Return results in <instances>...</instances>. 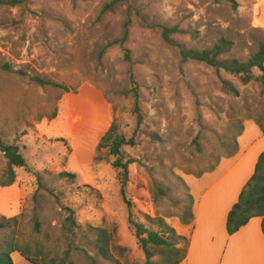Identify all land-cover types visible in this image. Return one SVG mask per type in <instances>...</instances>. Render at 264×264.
Wrapping results in <instances>:
<instances>
[{
  "label": "rangeland",
  "instance_id": "rangeland-1",
  "mask_svg": "<svg viewBox=\"0 0 264 264\" xmlns=\"http://www.w3.org/2000/svg\"><path fill=\"white\" fill-rule=\"evenodd\" d=\"M107 1L0 6V140L18 145L28 165L16 168L13 186H0V255L12 241L42 250L46 264H145L130 218L151 227L146 216L164 217L174 228L190 207L189 182L231 158L234 142L239 151L236 135L246 121L264 123V86H244L222 72L240 91L226 94L213 67L183 62L178 47L202 50L225 38L233 42L228 57L247 60L264 41V0H236V10L215 0H121L101 15ZM165 27L188 33L173 35L170 45ZM126 32L123 45L109 46ZM113 117L136 143L123 148L125 161H134L124 193L114 158L92 162ZM6 165L0 153V182ZM65 172L76 178L61 177ZM68 216L77 223L72 233ZM100 227L116 229L124 250H113L115 262L99 257L85 238ZM12 259L32 264L19 253Z\"/></svg>",
  "mask_w": 264,
  "mask_h": 264
},
{
  "label": "trees",
  "instance_id": "trees-1",
  "mask_svg": "<svg viewBox=\"0 0 264 264\" xmlns=\"http://www.w3.org/2000/svg\"><path fill=\"white\" fill-rule=\"evenodd\" d=\"M28 0H0V6H19L23 5ZM85 2L87 0H80ZM230 5L234 10L238 9L239 4L236 0H215ZM121 0L107 1L101 8L100 14L104 15L108 12L114 11ZM188 32L180 29L179 27H165L163 30V36L165 41L170 45H176L172 39L175 34H187ZM127 32L122 39L115 40L109 44L123 45L127 40ZM180 56L183 62H201L213 67L221 81V89L226 94L234 97L240 96V91L233 84L232 81L222 76V72L234 77L242 85L246 86L252 82H257L264 86V41L259 45L256 53L251 55L247 60H240L236 58H229L228 55L232 52L233 42L225 38L219 39V41L206 49H193L187 48L184 45H178ZM125 61L132 63L131 51L125 52ZM3 69L10 70L9 65L3 66ZM255 70H258L260 74H256ZM32 80L40 86H52L57 88H63L60 84L49 80H43L40 78H32ZM131 83L133 88L130 93L134 99L133 112L137 116L138 125L143 122L141 107H140V94L139 88L136 83L134 75L131 76ZM68 91V90H66ZM253 119L264 135V123L258 118ZM244 131V127H240L237 132V137L241 136ZM153 138L159 139L157 135H152ZM235 143L234 151L230 157L238 153V146ZM134 138L127 139V135L120 130V124L116 117H113V121L110 124L108 130L100 138L94 149L93 164H99L108 162L112 157V167L118 172V177L121 179L122 192L129 180V167L134 163L129 159L125 161V155L123 148L125 146H135ZM0 153H3L7 165L3 174V179L0 182L1 187L13 186L16 182V168H27V161L21 152V149L16 144H6L0 140ZM125 161V162H124ZM216 168L212 167L207 171L210 173ZM202 174H198L197 178ZM61 177H69L75 179L76 175L72 173H62ZM155 200H158L155 197ZM130 205V203L128 202ZM194 199L190 195V207H187L184 213L177 216L183 225H191L194 222ZM73 214V212H72ZM256 217L262 218V231L264 234V151L260 154L258 161L255 165L254 173L248 183L245 185L240 193L238 202L232 207L227 218V233L229 236H233L238 233L243 227ZM148 223L151 227H147L145 224L137 223L130 218L129 222L134 234L137 238L138 246L143 251L146 262L145 264H181L183 263L188 254L190 241L188 238L178 234V232L170 226L164 217L152 218L146 216ZM35 230L40 231V224L36 217ZM67 226L66 230L72 233V226H76L77 223L72 216L66 218ZM153 227H157L155 230ZM95 231V236L92 238L85 236L88 242L93 246L98 253V256L108 262L117 261L114 257L113 250H124L123 247L117 243L116 229L109 232L107 228H91ZM19 253L23 258L32 264H46V255L42 250H36L33 252L30 248L22 247L18 242H9L6 244L5 249L0 255V264H14L12 255ZM37 257H41V261L37 260ZM127 264H139V263H127Z\"/></svg>",
  "mask_w": 264,
  "mask_h": 264
},
{
  "label": "crops",
  "instance_id": "crops-1",
  "mask_svg": "<svg viewBox=\"0 0 264 264\" xmlns=\"http://www.w3.org/2000/svg\"><path fill=\"white\" fill-rule=\"evenodd\" d=\"M238 143L235 156L223 159L214 171L188 184L194 199V222H173L178 234L190 241L181 264H264L262 218H253L233 236L227 233L228 214L254 173L264 151V135L255 122L246 121Z\"/></svg>",
  "mask_w": 264,
  "mask_h": 264
}]
</instances>
